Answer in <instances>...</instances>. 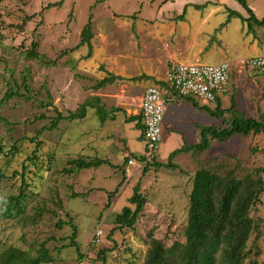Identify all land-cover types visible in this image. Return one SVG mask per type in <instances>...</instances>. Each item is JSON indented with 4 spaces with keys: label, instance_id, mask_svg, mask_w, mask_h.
I'll return each instance as SVG.
<instances>
[{
    "label": "rangeland",
    "instance_id": "obj_1",
    "mask_svg": "<svg viewBox=\"0 0 264 264\" xmlns=\"http://www.w3.org/2000/svg\"><path fill=\"white\" fill-rule=\"evenodd\" d=\"M174 4L171 0L1 3L0 254L11 246L31 255L44 248L51 262L42 264H146L152 246L158 245L163 256H168L175 246L185 243L197 170L209 168L221 174L233 170L239 179L264 180V171L256 172L264 168V133L237 135L227 142L212 140L204 152H179L201 142L195 131L189 132L192 122L224 128L232 115L225 112L216 118L162 84L172 60H167L164 48L151 51L144 44L149 37L147 30L156 29L155 19L163 13L168 17L180 7ZM225 4L232 9L242 6L237 0H225ZM126 18L136 21L131 39L121 34V25L117 23ZM90 20L95 45L100 49L93 68L90 67L93 52L90 54L89 46L81 44V33ZM136 31L140 34L136 35ZM33 42L38 43L40 59L27 57ZM207 61L215 64L211 59ZM80 64H86V68H80ZM125 68L129 71L123 75L120 72ZM248 69L232 75L231 90L222 98L221 108L229 109L235 99L239 117L264 121V78ZM107 75L123 79L97 88ZM142 75L152 79L131 80ZM141 83L160 85L168 96L175 98L167 105L170 118L163 122L155 162L167 164L176 154L172 160L178 169L156 165L151 160L145 171L148 162L140 156L147 154L146 142L140 137L141 130L126 121L133 116L135 107L134 100L125 98L134 96L127 86ZM25 85L29 86V92ZM7 93L15 96L2 104ZM86 101L95 108L88 109L85 119H63L52 127L59 113L67 116ZM196 102L211 110L217 106ZM98 108L107 112L105 121ZM115 109L120 111L113 112ZM80 157L109 159L119 168L104 165L70 173V162ZM123 171L124 183L108 205V194L123 180ZM137 185L147 200L146 207L132 228L119 229L116 216L124 207L135 209L130 199ZM22 192L25 194L22 213L7 217L3 214L7 199ZM255 206L250 216L257 227L247 245L246 264H264V193ZM75 229L79 249L71 246ZM99 230L103 231L101 242L93 244Z\"/></svg>",
    "mask_w": 264,
    "mask_h": 264
},
{
    "label": "trees",
    "instance_id": "obj_2",
    "mask_svg": "<svg viewBox=\"0 0 264 264\" xmlns=\"http://www.w3.org/2000/svg\"><path fill=\"white\" fill-rule=\"evenodd\" d=\"M4 0H0V5ZM239 1L247 10V12L254 19L257 25L264 26V18L257 20L253 11L247 6L246 0ZM230 15L241 17L238 13L232 12ZM34 14L31 17H35ZM29 17V18H31ZM179 18H183L180 16ZM244 21H249L244 19ZM93 38L92 20L85 26L81 33V44L89 46V53L92 51L91 40ZM38 43L33 42L31 50H28L27 57L29 59H40L42 56L38 53ZM89 54V55H90ZM152 79L149 76L142 75L133 77L131 80L137 81L141 79ZM122 80L121 77L107 75L102 79L97 88L114 83L115 80ZM26 81V79L24 80ZM167 85V83H162ZM156 85V84H153ZM161 87L160 85H156ZM29 92V86L25 85ZM173 90L171 87H169ZM174 91V90H173ZM175 92V91H174ZM176 93V92H175ZM177 94V93H176ZM17 95V94H16ZM15 96L13 93H7L6 97L1 101L3 104L8 99ZM24 97V94H22ZM185 100L193 102L194 106L207 111L210 115L219 118L224 116L225 112L231 113V121L224 128H217L215 126L200 127L201 142L194 146H186L180 151H207L211 146L212 140L227 142L237 135L248 136L250 134L264 133V121L255 118L239 117L236 114V104L232 99L231 107L223 110L219 100H217L216 109L211 110L207 106H199L193 98H185ZM95 108L90 102L86 101L81 104L76 111H70L67 116L58 114V120L52 123L55 128L60 120L68 119L72 121L83 120L87 117L88 109ZM120 111L119 109L112 110ZM98 114L102 121L108 117L107 112L98 108ZM114 119V116L111 117ZM1 121V119H0ZM127 123H135V128L142 131V138H144V125L142 123V116H129L126 119ZM173 154L167 164H158L156 157L152 158V162L156 165H163L167 168L178 169V165L173 163ZM135 158L137 156L133 154ZM142 161H145V156H140ZM70 173H76L79 170L97 169L104 165L113 167L115 169L119 166L114 165L109 159L101 158H77L70 162ZM149 162L146 164L145 171L148 169ZM26 168V166H23ZM264 168L258 169L256 172L260 174ZM125 171H123V180L114 192L108 194L109 204L112 198L118 192L119 187L124 183ZM25 186L27 182L22 178ZM264 193V180L261 177L252 178L246 177L243 179L237 178L233 170L226 174H221L214 169L202 168L195 172L193 177V188L190 195L188 222L185 228V243L175 246L172 254L163 256L162 251L158 245L152 246L148 252L146 264H246L247 259V245L250 240L252 232L257 225L255 220L250 216L251 210L257 203H260L261 196ZM25 194L22 192L17 197L7 199V207L5 208L7 217L19 216L22 209V201ZM130 202L135 205V209L124 207L121 213L116 216L117 228H132L143 213L147 200L140 191V186L134 188V194ZM76 229L72 235L71 246L79 249L76 240ZM48 252L41 248L35 255H31L28 251L21 250L17 247H8L0 254V264H42L51 262L48 258Z\"/></svg>",
    "mask_w": 264,
    "mask_h": 264
},
{
    "label": "crops",
    "instance_id": "obj_3",
    "mask_svg": "<svg viewBox=\"0 0 264 264\" xmlns=\"http://www.w3.org/2000/svg\"><path fill=\"white\" fill-rule=\"evenodd\" d=\"M171 1L175 2L174 6L180 5V7L175 9L173 14H168V17L163 13L158 19H155L157 22L156 29L151 31L147 30L149 37L147 43L144 44L146 46L145 48L151 51L157 47L160 49L164 48L167 60H172V62L209 64L207 60L210 59L215 63L210 65L230 62L232 64L231 79L228 86V91L230 92L232 75L249 70L241 64V61L264 54V26L257 25L243 5H236L235 9H232L225 4V0ZM246 3L253 11L257 20L260 21L264 18V0H246ZM232 12L238 13L241 17L230 15ZM180 16H183V18H179ZM243 18L249 21H244ZM117 23L121 25V34L130 37V39L131 36H134L135 20L126 18V20L118 21ZM136 32V35L140 34L139 31ZM135 39L137 40L136 37ZM176 41L179 43L176 44ZM107 43L108 40L104 42L105 45ZM130 43L133 44L132 40ZM91 44L93 54H91L92 57L90 56L92 60L90 67L93 68L96 65L95 59L97 60V57L100 56V49L95 45V38L91 40ZM78 56L81 57L82 55L78 54ZM125 60L127 61L126 57ZM79 67L84 69L86 68V64H80ZM125 69L120 73L126 75L129 70L127 68ZM104 78H101V80ZM148 86L150 85L145 83L127 86L130 92L134 93L132 97H125L134 100L135 107L132 108L133 116H141V100ZM234 88L237 89V86ZM138 90H140L139 94L136 95ZM224 95L218 98L220 104ZM176 100L179 99L176 97ZM233 100L235 101L237 109V102L235 99ZM167 107L164 120L169 121L170 109L169 106ZM133 124L135 127V123ZM191 124L188 126L189 132L195 131V136L200 141V127L204 126L198 124L197 121ZM168 126L170 125L168 124ZM140 137L143 139L142 133ZM194 145L196 144L189 146Z\"/></svg>",
    "mask_w": 264,
    "mask_h": 264
},
{
    "label": "built area",
    "instance_id": "obj_4",
    "mask_svg": "<svg viewBox=\"0 0 264 264\" xmlns=\"http://www.w3.org/2000/svg\"><path fill=\"white\" fill-rule=\"evenodd\" d=\"M241 64L264 78V54L242 60ZM231 70L230 62L219 65L172 62L166 82L181 98L190 97L206 105L216 104L218 98L228 91ZM171 101L172 98L158 86L150 85L144 91L140 114L147 151L145 162L151 161L160 148L164 117ZM133 163L130 160V164ZM102 235L103 231L99 230L92 243H100Z\"/></svg>",
    "mask_w": 264,
    "mask_h": 264
},
{
    "label": "bare ground",
    "instance_id": "obj_5",
    "mask_svg": "<svg viewBox=\"0 0 264 264\" xmlns=\"http://www.w3.org/2000/svg\"><path fill=\"white\" fill-rule=\"evenodd\" d=\"M167 85H168V83H167ZM169 86V85H168ZM170 87V86H169ZM179 97V96H178ZM179 98H181V97H179ZM187 98H190V97H187ZM181 99H185V98H181ZM173 100V99H172ZM131 160H133V159H131ZM134 161V160H133ZM147 163V162H146Z\"/></svg>",
    "mask_w": 264,
    "mask_h": 264
},
{
    "label": "water",
    "instance_id": "obj_6",
    "mask_svg": "<svg viewBox=\"0 0 264 264\" xmlns=\"http://www.w3.org/2000/svg\"><path fill=\"white\" fill-rule=\"evenodd\" d=\"M254 208L256 209V206H254Z\"/></svg>",
    "mask_w": 264,
    "mask_h": 264
}]
</instances>
